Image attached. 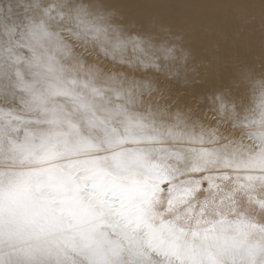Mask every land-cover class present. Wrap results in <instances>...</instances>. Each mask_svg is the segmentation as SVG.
Listing matches in <instances>:
<instances>
[{
  "label": "snow or ice",
  "instance_id": "1",
  "mask_svg": "<svg viewBox=\"0 0 264 264\" xmlns=\"http://www.w3.org/2000/svg\"><path fill=\"white\" fill-rule=\"evenodd\" d=\"M170 37L107 0H0V264H264V75L197 113L73 55L180 79Z\"/></svg>",
  "mask_w": 264,
  "mask_h": 264
},
{
  "label": "bare ground",
  "instance_id": "2",
  "mask_svg": "<svg viewBox=\"0 0 264 264\" xmlns=\"http://www.w3.org/2000/svg\"><path fill=\"white\" fill-rule=\"evenodd\" d=\"M118 17V22L135 32H152L160 38L175 39L176 56L184 67L180 79L158 76L154 69L135 72L111 59H105L97 50L77 46L73 55L86 65H98L111 72H125L137 79L152 77L153 102L161 96L170 97L168 103L196 109L200 99L207 106L212 91L222 87L239 68H246L257 79L264 75V18L260 0H252L244 14L234 7V0H107ZM167 29V32L164 31ZM60 56L62 53L56 52Z\"/></svg>",
  "mask_w": 264,
  "mask_h": 264
}]
</instances>
